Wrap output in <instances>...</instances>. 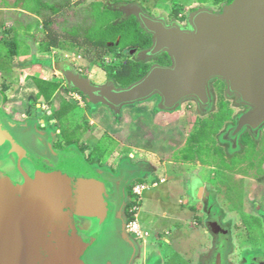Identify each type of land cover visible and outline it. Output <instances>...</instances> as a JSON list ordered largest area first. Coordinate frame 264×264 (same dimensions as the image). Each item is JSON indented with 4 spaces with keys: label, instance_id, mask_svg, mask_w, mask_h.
<instances>
[{
    "label": "water",
    "instance_id": "obj_1",
    "mask_svg": "<svg viewBox=\"0 0 264 264\" xmlns=\"http://www.w3.org/2000/svg\"><path fill=\"white\" fill-rule=\"evenodd\" d=\"M127 13L154 37L151 48L131 55L149 61L165 53L172 65H155L125 88L77 80L92 101L116 113L154 96L162 111H176L187 99L206 109L210 82L220 79L250 108L228 136L264 126V0H234L222 14L202 10L191 19L193 31L167 27L138 7ZM2 105L0 100V264H132L136 246L122 214L137 168L125 166L113 177L73 149L57 152L49 134L32 122L15 123Z\"/></svg>",
    "mask_w": 264,
    "mask_h": 264
},
{
    "label": "rangeland",
    "instance_id": "obj_2",
    "mask_svg": "<svg viewBox=\"0 0 264 264\" xmlns=\"http://www.w3.org/2000/svg\"><path fill=\"white\" fill-rule=\"evenodd\" d=\"M94 1L102 2L105 7L119 8L127 12V8L117 7L109 0H88L85 5ZM138 1H140V5L145 10L153 12L157 17L167 19L170 24L177 21V19L182 21L181 27L189 31H193L190 21L193 15L191 14H195L194 12L199 8L215 14H222L227 8L226 5H214L212 2L199 5L197 0ZM27 5L28 0H25V7ZM31 8L35 9L34 4L31 5ZM25 19L27 20L28 18L26 17ZM37 31H39L38 24L30 18L26 22V25L18 30L17 40L20 41L19 50L21 53L22 48L24 53H28L30 48L26 45L27 36L30 33L35 36ZM41 50L43 52L46 51L43 48ZM49 51L51 50L48 49L47 52ZM62 51L66 54L63 53L61 55L62 53L58 54L54 52L53 54H49L50 57H47L48 59L44 60L45 62L49 60L52 62V65L57 64V66H60L57 70L59 82L67 89V92L64 93L65 97L78 106L71 117L72 122L85 123L87 119L90 124L91 128L89 127L90 130L83 138L84 143L81 147H58L59 132L53 126L51 106L44 102H38L32 94L19 96L15 93L17 90L15 91L13 88H16L17 83H19L18 81L21 79L19 75L14 80L7 79L6 81H9L8 88L15 91L14 94L9 93L7 89H3L7 85H3L0 82V100H3L1 93L4 92L10 99L12 98L24 103H26L25 100L30 101L35 115L27 117L25 121L23 120L24 122H14L19 124L34 123L39 131L51 136L52 147L57 152L73 149L91 167L106 172L113 177H118L125 166L142 168V175L131 180L129 184L132 185L141 181L142 185L148 186V191L142 194L141 200H137L136 207L138 218L141 221L144 220L143 224L151 228H144L150 232L148 237L145 236L144 230H142V237L130 233V224L132 222H127L125 209L123 210L122 218L125 223V233L136 246V254L132 264H153L156 261L161 264H169L167 258L171 256L168 251L173 248L167 245L166 240L168 238L173 243L178 240V244L174 246L178 248L181 244V248L189 250L190 253L196 250L205 251L210 249L212 243L210 242V234L207 233L209 231L208 222L212 219L211 216L216 217L217 215L223 216V219L229 221L227 223L230 227V233H232L234 239L236 238V243H234L236 247L254 249L257 243L264 245L263 223L261 224L259 222L261 220L253 217L254 214H259V211H257L259 208H255V204L251 202V174L229 176L230 183L225 185L228 190L225 187L223 190H220L218 187L221 182L219 181L220 174H218L217 170L212 167L206 169V171L203 170L205 172L204 176L208 179L206 186L209 189L210 195L206 196L207 202L201 203V200H198L202 199L200 197V189L205 187V185L197 178L192 179L190 182V177L193 174L199 173V170L204 167L200 164H178L175 158L178 150L184 146L185 142L177 146V149L173 148V150L166 148V138H160L161 134L168 136L171 131L177 130H179L177 132L184 133L183 135L187 138L194 131L198 122L205 118L206 113L209 115L217 111L218 101L219 103H223L224 100L228 99L229 104L235 108L232 111L234 117L243 113L248 106L242 104L236 95L227 93L226 85L222 83L223 80L215 79L210 82V94L213 103L211 108H207V112L201 110L196 100L187 99L176 111L165 113L166 111H162L160 108L161 100L154 98V96L148 101L132 105L131 107L127 106L120 113H116L108 106L92 101L81 90L76 81L78 80L91 87L106 88L112 83L115 84L107 79L106 71L119 67L125 60L147 61H142L138 55L134 56L129 54V52L124 57L109 54L102 62L93 64L84 58L86 50L75 48L70 43H66V47ZM49 76L52 77L51 73ZM4 80L3 82H5ZM108 110L112 111L114 116L120 120L117 125H114L111 120H107L105 111ZM101 119L106 120V123H101ZM165 119L167 123L164 124ZM164 125L166 126L163 127ZM224 131L225 129L216 136L217 142ZM263 134L264 131L260 132L259 135L256 134V140H262ZM122 135H124V139L119 138ZM149 136L151 143L146 141V138ZM137 137L142 138L140 143L133 141ZM224 145L229 148L228 144L225 143ZM193 182L195 186L197 184L199 186V189L195 191L194 197L189 193V185ZM199 183L202 185H199ZM260 192L261 190L256 189L252 195ZM193 199H196L197 202ZM175 217H182L184 220L186 227L183 230L182 223L180 224V220L175 222ZM169 218L170 220L172 219L170 223L173 222V224L168 223ZM200 218L202 219L199 221ZM150 219L153 221L152 224ZM248 233L250 234L249 236L247 235ZM259 245L258 247H260ZM155 249L162 251L163 254L159 256L157 254L159 252ZM254 253V251H251V255H247V259H250V256Z\"/></svg>",
    "mask_w": 264,
    "mask_h": 264
},
{
    "label": "trees",
    "instance_id": "obj_3",
    "mask_svg": "<svg viewBox=\"0 0 264 264\" xmlns=\"http://www.w3.org/2000/svg\"><path fill=\"white\" fill-rule=\"evenodd\" d=\"M86 1L28 0L27 10L33 12L42 21L43 32L39 29L35 35L41 45L46 49H64L66 43H70L75 48L86 50L84 58L93 64L102 62L109 54L124 57L131 50H145L152 46V36L140 27L134 17L122 20L120 11L105 8L102 3L98 2L83 7L82 5ZM112 1L115 3L120 2V0ZM198 1L201 3L212 2L219 5L221 3L231 4L234 0ZM32 4H34L35 9L31 8ZM10 52L14 56L17 55L14 45H11ZM160 63L169 65L171 60L169 56H164L160 58ZM150 69L151 63L125 60L119 67L111 71H105L108 79L125 88L143 79ZM66 92L67 89L60 83L32 76L28 77L22 87L15 93L19 96L32 94L38 102L50 105L53 126L59 132L58 147L75 146L79 148L83 145V138L91 127L87 119L85 123L72 122L71 117L78 106L65 97L64 93ZM1 94L3 95L4 111L13 121L21 123L27 117L35 115L30 101L25 100L26 103H24L8 98L4 92ZM105 113L107 120H111L114 125L120 122L112 111L108 110ZM230 118L231 111L225 104H220L219 110L208 118L200 120L187 138L183 135L184 133L177 132L179 130L171 131L168 136L161 134L160 138L167 139L166 148L168 149H177V146L185 142L184 146L178 150L175 158L178 163L216 165L218 157L222 156L220 149L217 147L216 136ZM100 122L106 123V120L101 119ZM165 123H167L166 119ZM119 138L124 139V135ZM149 138L150 136L146 138L148 143L150 142ZM141 139V137H137L133 141L140 143ZM138 184H141V181L130 185L126 190L125 217L128 223L136 220L138 198L134 194V188Z\"/></svg>",
    "mask_w": 264,
    "mask_h": 264
},
{
    "label": "flooded vegetation",
    "instance_id": "obj_4",
    "mask_svg": "<svg viewBox=\"0 0 264 264\" xmlns=\"http://www.w3.org/2000/svg\"><path fill=\"white\" fill-rule=\"evenodd\" d=\"M78 1H80V0H77L76 2H78ZM109 1L113 2L112 0H109ZM86 2H88V0ZM94 2L102 3L100 1H94ZM139 2L140 1H138V0L137 1L136 0H134V1L133 0H130V1L129 0L128 1L120 0V2H117V3L113 2V4H115L117 7L121 6L124 8L138 7L139 9H141V11L145 15H148L157 21L164 22L167 27H178L182 31H189L188 29H183L181 27L182 21L177 19V21H174L170 24V23H168L167 19L157 17L153 12H151V11L149 12V11L145 10L144 7H142ZM91 3H93V2H91ZM197 3L199 5L208 4V3H201L198 0H197ZM219 5L228 6L230 4L221 3ZM82 6L85 7L87 5L83 4ZM103 6L105 7L104 4H103ZM105 8L113 9L110 7H105ZM114 10H118L122 13V20H127V19L134 17L141 27V23L139 22L138 18L134 14H132V13L128 14L127 12H125V10H120L119 8L114 9ZM200 11H202V10L199 8L194 13L196 14ZM195 14H191V15H195ZM190 21H191V18H190ZM153 42H154V37L152 36V45H153ZM145 50H147V49H145ZM131 51H133V50H131ZM131 51L129 54H131ZM138 51H144V50H138ZM134 56H136V55H134ZM164 56H169V55L164 53V54H161V55L157 56L156 58L149 60L147 62L151 63V68L155 65L171 66L172 62L169 65H162L160 63V58L164 57ZM170 60H171V58H170ZM107 79H108V77H107ZM108 80L110 81V79H108ZM111 82H114V81L111 80ZM222 83L226 85V90H227V93L229 94V90H228V86H227L226 82L222 81ZM115 85L118 88H123V87L118 86L116 83H115ZM154 98H159L161 100V98L159 96H155ZM212 103H213V99L211 98V103L208 106L209 108H211ZM139 104H141V103H139ZM220 104H225L226 107L231 111V119H229L225 122V124L223 125L220 132L223 131L224 129H225V131L223 132V134L219 138L218 142L216 141V143H218L217 147L220 149L222 156L218 157L217 166L216 165H208V164H203V166L205 168H211L212 167V168L216 169L218 174H220V181L221 182L219 183V185H221L222 188L225 187L226 189H227V187L225 185L230 183L229 182V180H230L229 176H236L239 174H251V202L253 204H255V208H259L257 210V211H259V214H254V213H251V214H254L253 217H256L257 219L261 220L259 222L261 224L263 223L262 229H264V134L262 135L263 136L262 140L261 139H259V141L256 140L257 139L256 134L259 135L260 132H263L264 126L261 129H259L256 133L253 130L245 129L237 137V139H234L233 137H229L228 135L232 131V129L236 127L238 119L243 114L248 112L250 108L248 107L243 113H240L238 116L234 117L232 115V111H234L235 108L229 104L228 99L224 100L223 103H219V101H218L217 111L219 110ZM129 107H131V106H129ZM200 108H201V110H205V112H207V108L203 109L201 107V105H200ZM165 113H168V112H165ZM214 113L215 112H212L209 115L206 113L205 118H208L210 115H212ZM205 118H203V119H205ZM203 119H201V120H203ZM225 143L229 145L230 151H229V148H227L224 145ZM129 185L130 184H128L127 188L129 187ZM229 187H231V186H229ZM108 188H109V190L111 189L110 186ZM256 189L261 190V192L252 195L253 191H255ZM256 206H258V207H256ZM211 218L212 219L208 222L209 231L207 233L210 234L209 237H210V242L212 243V246L209 249L210 251H208V252L200 251L199 252V258L193 264H217L218 260L221 261V264H264V245H259L257 243V246L254 249L249 248V247L248 248L236 247V245L234 244V243H236V238L234 239L232 233H230V227L228 226V223H227L229 221L227 219H223L224 217L219 216V215H217L216 217L211 216ZM201 219L202 218H200L199 221ZM247 235L249 236L250 234L248 233ZM258 245L260 247H258ZM251 251H254L255 253L252 256H250L251 258L249 257L250 259H247V255H251ZM208 253H210V254L208 255ZM172 254H174V252H172ZM191 256H192V254L189 253L188 257L190 260H191V258H190ZM153 264H161V263L156 261V262H153ZM169 264H182V263H180V261L176 262L175 259L171 258L169 260ZM187 264H192V263L187 261Z\"/></svg>",
    "mask_w": 264,
    "mask_h": 264
},
{
    "label": "crops",
    "instance_id": "obj_5",
    "mask_svg": "<svg viewBox=\"0 0 264 264\" xmlns=\"http://www.w3.org/2000/svg\"><path fill=\"white\" fill-rule=\"evenodd\" d=\"M73 1L76 2L77 0H73ZM26 17L28 19L29 18L33 19L34 22L36 24H38L40 31L43 32V28L41 26V22H42L41 19L39 17H37L33 12L28 11L26 9L25 0H0V82L3 85L4 84L7 85V86L3 87V89L9 90V93L11 92V94H14V92L16 90L20 89L22 87V85L24 84L25 80L28 77H32V76L46 80V81L60 83L59 82V74H58V70H57L58 68H60V66H57V64L52 65V62H50L49 60L47 62H45L44 59H48L47 57H50L49 54H53L54 52L58 53V54L62 53L61 55H63V53H65V52L62 51V49L51 48L50 49L51 51L47 52L48 49H46L44 46H42L41 42L38 41L36 36H33L30 33L27 36L28 40L26 42V45L30 48L28 53H24L23 48H22V53L19 50V45H20L19 42L20 41L17 40V32L21 27L26 25V22L28 21V19L27 20L25 19ZM11 45L12 46L14 45L16 48V54H17L16 56L12 55L10 52ZM42 48H43V50H46V51L43 52L41 50ZM50 73H51L52 77L49 76ZM17 75H19V78H21V79H20V81H18L19 83H17L18 85L16 86V88H13V89H15V91H13L12 89L8 88L9 87L8 86L9 81L8 82H6V81H7V79L14 80L15 77H17ZM3 79H5L4 80L5 82H3ZM0 86H1V84H0ZM178 164H183V165L200 164L201 166H203V164H201V163H194L193 164V163L179 162ZM206 169H208V168L204 167L203 169L199 170V173L193 174V176L191 175V177H190L191 178L190 182L192 181V179L194 180L195 178H197L199 181H201V183H203L205 185V187H202L200 189V197H202V199L200 198L198 200H201L200 201L201 203H204L207 200L206 196L210 195L209 189L206 186V184H207L206 181H208V179L204 176L205 175L204 171H206ZM201 171H203L204 174H203V172L200 173ZM141 175H142V168L138 167L137 173L131 178V180H133L137 177H140ZM218 180H219V176H218ZM199 185H202V184L199 183ZM137 186H145L146 187L143 190L142 194L144 192L148 191L147 190L148 186L142 185V184L136 185L134 190L136 189ZM198 187H199L198 184H197V186H195L194 182L189 185V193L191 194L192 197L195 196V191H197L199 189ZM218 187L220 190L224 189V188H222L221 185H219ZM194 201H196V199ZM151 214H153V213H151ZM136 220H137L138 225L140 227L141 237L143 235L142 230H144L145 236L148 237L150 232H148L144 228L147 229V228H151V227L145 226L143 224L144 220L141 221L138 218L137 214H136ZM174 220H175V222L180 220V224L182 223V225H183L182 230H183V228L186 227V225L184 224L185 222L182 219V217H177V218L175 217ZM150 221L152 224L153 221L151 219H150ZM171 221H172V219L170 220V218H169L168 223H170ZM170 224H173V222ZM168 239L166 240L167 245H169L170 247L173 248L170 251H168V252H170L169 255L171 256V257H169L170 259L173 258V259H175L176 262L180 261V263H182V264H187V261L191 262L193 264L199 258V252H200L199 250H196L195 252L190 253L189 250H185V248H181V246H182L181 244L178 248H177V246H174V245L178 244V240L173 243V241L170 238H168ZM155 250H157V249H155ZM208 250H205V252H208ZM153 252H155V251L153 250ZM157 252H159V253H157V254H159V256H161L160 254H163L162 251L157 250ZM172 252H174V254H172ZM189 253L192 254V256L190 257L191 260L188 257ZM169 258H167V260H170Z\"/></svg>",
    "mask_w": 264,
    "mask_h": 264
},
{
    "label": "built area",
    "instance_id": "obj_6",
    "mask_svg": "<svg viewBox=\"0 0 264 264\" xmlns=\"http://www.w3.org/2000/svg\"><path fill=\"white\" fill-rule=\"evenodd\" d=\"M145 188H146L145 186H137L136 189L134 190V194L136 195L138 200H141L142 192ZM130 233L135 234L137 236H141V231L137 220H135L130 224Z\"/></svg>",
    "mask_w": 264,
    "mask_h": 264
}]
</instances>
